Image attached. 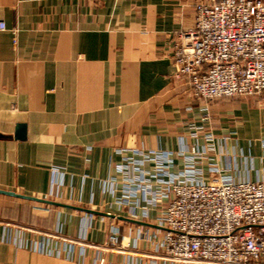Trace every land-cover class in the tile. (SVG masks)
Listing matches in <instances>:
<instances>
[{
  "label": "crops",
  "instance_id": "crops-1",
  "mask_svg": "<svg viewBox=\"0 0 264 264\" xmlns=\"http://www.w3.org/2000/svg\"><path fill=\"white\" fill-rule=\"evenodd\" d=\"M200 2L0 0V190L36 199L0 194V264H97L111 229L105 264H150L138 237L159 231L155 212L131 219L119 170L139 168L134 152L177 172L198 146L204 165L264 181V95L204 102L174 79L171 50Z\"/></svg>",
  "mask_w": 264,
  "mask_h": 264
},
{
  "label": "built area",
  "instance_id": "built-area-1",
  "mask_svg": "<svg viewBox=\"0 0 264 264\" xmlns=\"http://www.w3.org/2000/svg\"><path fill=\"white\" fill-rule=\"evenodd\" d=\"M6 30L0 20V32ZM170 59L174 79L198 100L262 97L264 0L196 4L193 26L178 34ZM180 155L184 167L177 172L170 170V156L138 152L132 154L138 158L132 166L139 168L132 174L128 164L119 169L126 173L131 219L148 221L155 212L159 231L138 237L152 252L150 264H264V181L235 180L224 168L204 165L207 154L198 146ZM150 161L156 165L153 170L145 168ZM131 189L145 195L146 206L130 200ZM118 245V234L111 229L96 263L105 264L107 251Z\"/></svg>",
  "mask_w": 264,
  "mask_h": 264
},
{
  "label": "water",
  "instance_id": "water-1",
  "mask_svg": "<svg viewBox=\"0 0 264 264\" xmlns=\"http://www.w3.org/2000/svg\"><path fill=\"white\" fill-rule=\"evenodd\" d=\"M15 139H17V140H25L26 139V127H25V125H19L17 127ZM0 194L12 196V197H16V198H28V199L36 200L34 198H29L27 196H23L20 194H16L14 192H8V191H4V190H0Z\"/></svg>",
  "mask_w": 264,
  "mask_h": 264
}]
</instances>
